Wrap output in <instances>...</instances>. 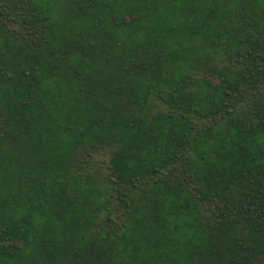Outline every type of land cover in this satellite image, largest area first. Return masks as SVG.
I'll return each mask as SVG.
<instances>
[{"label": "trees", "instance_id": "obj_1", "mask_svg": "<svg viewBox=\"0 0 264 264\" xmlns=\"http://www.w3.org/2000/svg\"><path fill=\"white\" fill-rule=\"evenodd\" d=\"M0 264H264V0H0Z\"/></svg>", "mask_w": 264, "mask_h": 264}]
</instances>
